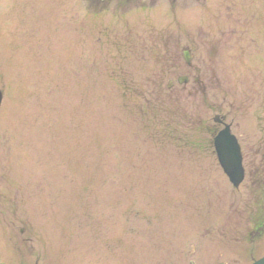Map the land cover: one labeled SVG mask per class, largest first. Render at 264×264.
<instances>
[{
  "label": "rangeland",
  "instance_id": "obj_1",
  "mask_svg": "<svg viewBox=\"0 0 264 264\" xmlns=\"http://www.w3.org/2000/svg\"><path fill=\"white\" fill-rule=\"evenodd\" d=\"M0 89V264L264 255L235 214L259 175L234 188L212 143L217 114L245 163L264 142V0H0Z\"/></svg>",
  "mask_w": 264,
  "mask_h": 264
},
{
  "label": "flooded vegetation",
  "instance_id": "obj_2",
  "mask_svg": "<svg viewBox=\"0 0 264 264\" xmlns=\"http://www.w3.org/2000/svg\"><path fill=\"white\" fill-rule=\"evenodd\" d=\"M192 50H190L191 52ZM208 65H205L203 62L202 57H198L196 58V61L193 63V65L191 64L189 67H191L192 69V74H193V83H194V88L192 89V91H196V93L198 91L201 90V87L203 85V78H205V75L208 74L207 72L210 70L208 67ZM181 74V73H179ZM177 74V75H179ZM176 75V76H177ZM188 75V74H186ZM175 76V77H176ZM189 76V75H188ZM174 84V82L170 81L169 85L170 87L168 88V90H173L174 88L172 87ZM220 118L225 121V115H219ZM264 142L260 140L259 143H256L255 147H254V151L251 152V154H249V161L248 162H244V160H246V157L242 156V162H243V166L244 169L248 165H250V167H253V169L251 168V170H254V173L259 175V180L257 183V188H258V192L259 194H257V198L251 201H244V205L241 206H235L238 207L237 209H235V214H237V211H239V214L243 213H251V214H258L259 215V220L256 219L255 217V221L253 222V224L251 222H248L247 224L250 225L252 224V228L250 230H248L247 232H249L250 237H261L264 235V185H262V182L264 181ZM262 151L261 154V158L257 159V155L259 152ZM243 155V154H242ZM233 206V208H235ZM239 207H241L242 209H239ZM257 215V216H258ZM241 229V228H239ZM244 228H243V232L244 233ZM233 235H240V233H236L233 231L232 232Z\"/></svg>",
  "mask_w": 264,
  "mask_h": 264
},
{
  "label": "water",
  "instance_id": "obj_3",
  "mask_svg": "<svg viewBox=\"0 0 264 264\" xmlns=\"http://www.w3.org/2000/svg\"><path fill=\"white\" fill-rule=\"evenodd\" d=\"M183 58L189 63V55L185 50L182 52ZM180 83H185L186 78L179 77ZM2 91L0 90V103L2 101ZM217 121V116L214 117ZM214 149L217 154V159L224 173L234 187H237L243 179L244 171L241 165L240 147L234 135L230 133L229 125L218 132L214 137ZM189 264H194L192 261ZM252 264H264V257L255 260Z\"/></svg>",
  "mask_w": 264,
  "mask_h": 264
}]
</instances>
